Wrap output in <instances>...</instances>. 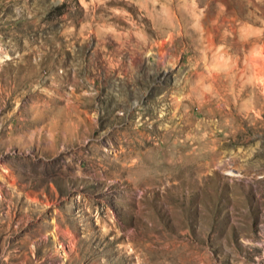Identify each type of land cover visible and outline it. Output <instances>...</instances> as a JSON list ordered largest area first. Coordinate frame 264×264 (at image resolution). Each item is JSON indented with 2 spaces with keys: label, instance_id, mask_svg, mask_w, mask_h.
I'll return each instance as SVG.
<instances>
[{
  "label": "rangeland",
  "instance_id": "374dc122",
  "mask_svg": "<svg viewBox=\"0 0 264 264\" xmlns=\"http://www.w3.org/2000/svg\"><path fill=\"white\" fill-rule=\"evenodd\" d=\"M259 48L264 0H0V264H264Z\"/></svg>",
  "mask_w": 264,
  "mask_h": 264
},
{
  "label": "bare ground",
  "instance_id": "6f19581e",
  "mask_svg": "<svg viewBox=\"0 0 264 264\" xmlns=\"http://www.w3.org/2000/svg\"><path fill=\"white\" fill-rule=\"evenodd\" d=\"M250 63L253 68V78L264 88V49L258 50V52L251 57Z\"/></svg>",
  "mask_w": 264,
  "mask_h": 264
}]
</instances>
